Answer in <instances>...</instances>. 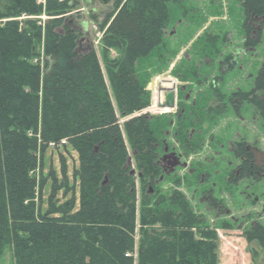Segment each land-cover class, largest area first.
<instances>
[{
  "label": "trees",
  "instance_id": "1",
  "mask_svg": "<svg viewBox=\"0 0 264 264\" xmlns=\"http://www.w3.org/2000/svg\"><path fill=\"white\" fill-rule=\"evenodd\" d=\"M179 1L116 0L100 25L107 29L104 53H121L107 61L109 87L96 51L76 50L80 33H57L62 20L46 27L44 69L31 63L39 57L43 30L17 19L39 16L42 9L36 0H0V21L12 20L0 23V258L12 246L16 264H220L216 233L194 215L186 197H160L167 176L161 166L164 126L141 115L151 96L137 62L163 45L169 4ZM239 1L244 46L256 49L264 0ZM53 3L48 13L71 10ZM232 102L238 113L248 104L264 120V61L254 88L233 94ZM64 140L79 158V210L76 197L67 199L76 187L57 185L44 211L50 176L38 178L44 169L39 154ZM237 150L244 158L240 179L260 182L264 159L246 143ZM61 190L65 201L58 198ZM244 238L264 248V226L254 224Z\"/></svg>",
  "mask_w": 264,
  "mask_h": 264
},
{
  "label": "rangeland",
  "instance_id": "2",
  "mask_svg": "<svg viewBox=\"0 0 264 264\" xmlns=\"http://www.w3.org/2000/svg\"><path fill=\"white\" fill-rule=\"evenodd\" d=\"M50 1L36 0L42 9L39 16L17 19L24 24L33 21L43 30L37 46L39 57L31 63L44 69L46 27L53 20H62L57 33H80L76 50L80 54L96 51L110 87L106 64L121 53L114 49L104 53L107 29L100 30V25L114 11L116 0L109 5L101 0ZM54 1L66 3L71 10L48 13ZM169 10L163 45L137 62V74L151 96V106L141 115L164 126L169 153H175L182 164L161 182L160 197L174 192L186 197L194 215L205 221L209 232L216 233L220 264H264V248L244 238L254 224L264 226V176L260 182L241 180L238 168L244 158L237 150V144L246 143L259 160L264 159V120L248 104L238 113L232 102L233 94L254 88L264 61V26L262 43L251 50L244 46V11L239 0H180L170 3ZM8 21L12 20L0 23ZM164 89H175L174 109L160 107ZM59 145L39 154L44 169L37 176H50L43 210L48 209V197L57 185L76 187L67 199L76 197L79 210L80 188L74 179L78 154ZM161 155L163 158L165 151ZM138 189L141 198V185ZM63 196L64 191H59L61 201H65ZM211 201L217 206H211ZM0 264H16L12 246L5 249Z\"/></svg>",
  "mask_w": 264,
  "mask_h": 264
},
{
  "label": "water",
  "instance_id": "3",
  "mask_svg": "<svg viewBox=\"0 0 264 264\" xmlns=\"http://www.w3.org/2000/svg\"><path fill=\"white\" fill-rule=\"evenodd\" d=\"M112 1L113 0H101V2L104 4H108ZM164 90L166 91L165 92L166 96H165L164 103H161L160 107L161 108L174 109L175 108V89H169V90L164 89ZM173 94H174V98L172 99L171 96ZM165 153H166V155L162 158V161L168 160L169 162H168V170H166L165 167L163 168V170L167 176H170V175L174 174L175 170L177 168L181 167L182 164H181L179 157H177V155L175 153H169L168 147H166ZM129 164H131V161L129 162ZM163 180H164V177L161 178V182Z\"/></svg>",
  "mask_w": 264,
  "mask_h": 264
},
{
  "label": "built area",
  "instance_id": "4",
  "mask_svg": "<svg viewBox=\"0 0 264 264\" xmlns=\"http://www.w3.org/2000/svg\"><path fill=\"white\" fill-rule=\"evenodd\" d=\"M67 144H68L67 141L64 140V141L61 142V144L59 145V147H60V148H61V147H64V146L67 145ZM50 146H51V147H56L57 144H55V143H51ZM50 146H49V147H50ZM129 256H130V255H127V257H129Z\"/></svg>",
  "mask_w": 264,
  "mask_h": 264
},
{
  "label": "flooded vegetation",
  "instance_id": "5",
  "mask_svg": "<svg viewBox=\"0 0 264 264\" xmlns=\"http://www.w3.org/2000/svg\"><path fill=\"white\" fill-rule=\"evenodd\" d=\"M238 156H239V155H238ZM168 162H169L168 160H166V161H162V160H161V166H162V168L166 167L164 164L168 165ZM243 162H244V159L242 160V164H243ZM242 164H241V165H242ZM241 165H240V167H241ZM240 167L238 168V173H239V174H240V172H241V171H240V170H241Z\"/></svg>",
  "mask_w": 264,
  "mask_h": 264
}]
</instances>
